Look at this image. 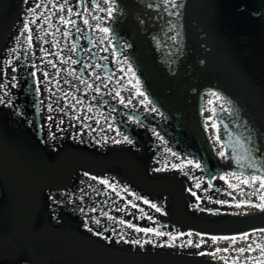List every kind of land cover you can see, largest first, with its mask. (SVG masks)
<instances>
[{"label": "rangeland", "instance_id": "374dc122", "mask_svg": "<svg viewBox=\"0 0 264 264\" xmlns=\"http://www.w3.org/2000/svg\"><path fill=\"white\" fill-rule=\"evenodd\" d=\"M96 1L111 10L102 20L93 18ZM224 2L229 10H218L220 19L212 26L221 36L224 26V34L229 31L234 40L225 44L221 62L241 60L239 73H245L249 94L256 97L253 103L264 109L258 100L264 98V17H254L263 1ZM129 3L0 0V168L18 175L28 160L25 175L45 193L30 209L32 223L24 228L17 188L0 171V264H103L78 255L83 248L68 240L71 234L135 261L222 264L240 259L229 252L240 246V239L233 238L245 233L250 220L243 200L250 198L252 187L231 175L202 127H190L185 116L164 110L156 102L162 98L159 89L153 93L146 88L143 73L129 59L123 34L116 41L112 33L113 24L120 26L134 10L148 18L139 0ZM228 15L231 20L224 25L222 18ZM117 16L118 21L113 19ZM98 22L107 25L103 36L109 49L100 46L93 32ZM152 23L147 32L156 30V42L164 49L165 35ZM195 30L198 36L190 35V41L197 43L203 63H212L213 27L202 39L203 26ZM238 36H245V54L235 47L232 56ZM134 38L139 39L137 34ZM116 44L118 51L113 50ZM31 80L30 89H38L41 101L42 140L28 91ZM182 92L195 101L186 84ZM231 134L226 130L223 139L231 141L234 162ZM245 150L254 160L251 149ZM63 175L68 180L64 187L50 186ZM234 177L241 184L236 186ZM31 183L16 181L23 189ZM104 196L122 200L121 206L116 201L108 206L116 217L109 228L103 226V213L95 211ZM101 208L107 206L101 203ZM86 210L90 223L73 217Z\"/></svg>", "mask_w": 264, "mask_h": 264}, {"label": "bare ground", "instance_id": "6f19581e", "mask_svg": "<svg viewBox=\"0 0 264 264\" xmlns=\"http://www.w3.org/2000/svg\"><path fill=\"white\" fill-rule=\"evenodd\" d=\"M139 1L147 7V22L152 23L157 20L159 23L157 29H161L165 35L166 47L162 49L155 39L157 31L148 32V37L156 48L157 57L171 75L174 88L179 90L182 84H186L187 91L193 93L196 98L195 101H191L190 106L191 109L197 110L204 136L220 160L229 167L231 175L244 178L248 182L242 186L252 187L250 198L243 200L245 209L249 213L247 216L250 220L247 221L252 225L246 221L245 233L234 237L236 240L240 239L238 244L236 243L240 246L229 252L241 255L240 259L236 263L226 260L221 262L222 264H264V251H262L264 249V186L260 183L264 180V109L258 108L253 103L256 97L249 94V82L245 78V73L243 75L242 72L239 73L241 60L221 62L222 53L227 50L225 44H230L234 37L229 36V31L228 36L224 34V26L221 36L212 23L220 19L218 10L224 6V11L229 10V2L226 3L224 0L222 2L220 0ZM262 1L263 9L262 11L257 9L254 17L258 15L264 17V0ZM136 17L146 29L147 24L141 13L137 12ZM229 20H231L229 15L227 20L222 18L224 25L225 23L228 25ZM243 22L242 28L245 27L246 19ZM201 26L205 31L199 36L200 39L206 36L212 27L214 29V32H210L215 42L211 51L214 56L212 63H203L197 43L190 41V35L198 36L194 29ZM237 40L236 46L231 45L232 54H230L235 56L234 51L238 48L239 54L243 56L245 36H238ZM164 53L169 54L167 58H164ZM258 100L264 103L263 96H259ZM226 130L235 134L234 156L239 160L232 161L233 163L231 149L223 143ZM242 147L251 149L256 155L254 160L251 156H247V151L241 149ZM236 178L233 179L237 186L241 180ZM236 225L243 224L236 223ZM242 248L245 249L243 253L240 251Z\"/></svg>", "mask_w": 264, "mask_h": 264}, {"label": "snow or ice", "instance_id": "6c2138e0", "mask_svg": "<svg viewBox=\"0 0 264 264\" xmlns=\"http://www.w3.org/2000/svg\"><path fill=\"white\" fill-rule=\"evenodd\" d=\"M37 7H39V5H37ZM85 23H87V21H85ZM197 167H199V165H197ZM260 183L262 186H264V180L260 181ZM153 207H155V206L153 205ZM157 211H159V209H157ZM233 239H235V238H233ZM249 248H251V245H249ZM240 251H241V253H243L245 251V249L242 248V249H240ZM262 251H264V249H262Z\"/></svg>", "mask_w": 264, "mask_h": 264}]
</instances>
